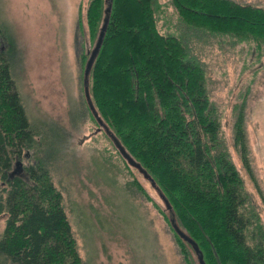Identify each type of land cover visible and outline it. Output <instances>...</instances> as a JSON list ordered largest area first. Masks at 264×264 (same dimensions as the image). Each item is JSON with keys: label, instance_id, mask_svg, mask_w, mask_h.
I'll return each instance as SVG.
<instances>
[{"label": "trees", "instance_id": "16d2710c", "mask_svg": "<svg viewBox=\"0 0 264 264\" xmlns=\"http://www.w3.org/2000/svg\"><path fill=\"white\" fill-rule=\"evenodd\" d=\"M169 1L186 27L264 49V8L234 0ZM81 3L77 34L93 47L102 39L88 76L90 99L103 120L96 132L102 128L113 144L118 141L160 188L204 264H264V223L232 161L204 66L186 39L159 28L158 0H87L83 11ZM3 37L0 27V43ZM245 110L246 93L231 127L232 147L249 172ZM35 135L0 50V215H6L0 264H81L47 169L51 155L17 172ZM132 182L148 198L141 183ZM182 239L183 260L194 264L196 254Z\"/></svg>", "mask_w": 264, "mask_h": 264}, {"label": "rangeland", "instance_id": "374dc122", "mask_svg": "<svg viewBox=\"0 0 264 264\" xmlns=\"http://www.w3.org/2000/svg\"><path fill=\"white\" fill-rule=\"evenodd\" d=\"M80 1L83 11L87 0H0V47L37 133L16 167L25 170L35 158L51 155L47 169L63 198L81 264H185L171 221L186 231L160 188L125 161L102 128L96 132L99 124L82 84L94 42L89 46L77 34ZM234 1L264 8V0ZM158 2L163 10L159 28L183 36L192 57L204 66L232 161L264 223V49L190 29L176 18L169 0ZM244 93L249 172L232 147L231 125ZM133 178L148 198L135 188ZM5 219L1 214L0 236Z\"/></svg>", "mask_w": 264, "mask_h": 264}, {"label": "water", "instance_id": "95a60500", "mask_svg": "<svg viewBox=\"0 0 264 264\" xmlns=\"http://www.w3.org/2000/svg\"><path fill=\"white\" fill-rule=\"evenodd\" d=\"M110 1V0H109ZM101 34L98 36L97 40H96V43L90 53V56L89 58L87 59L86 61V64H85V67H84V70H83V79H82V84H83V94H84V98H85V101L87 103V106H88V109L90 110V112L92 113L93 117L96 119L97 123L99 125L102 124V120L100 119V117L98 116L95 108H94V105L92 104V101L90 99V96H89V92H88V76H89V72H90V68H91V65L98 53V50H99V47H100V44H101ZM100 128V127H99ZM98 128V129H99ZM114 144L115 146L118 148L119 152L121 153V155L125 158V160L127 161V163L135 168H137L142 174L144 177H146L147 179H149L151 182L152 179L147 175L146 171L142 170L141 169V166L138 162H136L126 151L125 149L118 143V141L114 140ZM171 225L174 229V231L181 237L183 238L184 240H186L192 247L194 253L196 254V257H197V260L199 262V264H204V261H203V257H202V253L200 252L197 244L190 238L188 237V235H186V233H184L183 231H181L178 226H176L172 221H171Z\"/></svg>", "mask_w": 264, "mask_h": 264}, {"label": "flooded vegetation", "instance_id": "af4514ba", "mask_svg": "<svg viewBox=\"0 0 264 264\" xmlns=\"http://www.w3.org/2000/svg\"><path fill=\"white\" fill-rule=\"evenodd\" d=\"M0 50H2V47H0ZM17 172L22 173V170L18 168Z\"/></svg>", "mask_w": 264, "mask_h": 264}]
</instances>
